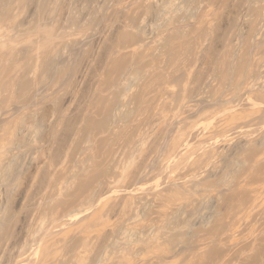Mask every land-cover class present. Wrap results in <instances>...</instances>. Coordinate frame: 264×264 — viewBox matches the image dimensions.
I'll return each mask as SVG.
<instances>
[{
	"label": "rangeland",
	"instance_id": "1",
	"mask_svg": "<svg viewBox=\"0 0 264 264\" xmlns=\"http://www.w3.org/2000/svg\"><path fill=\"white\" fill-rule=\"evenodd\" d=\"M0 264H264V0H0Z\"/></svg>",
	"mask_w": 264,
	"mask_h": 264
}]
</instances>
